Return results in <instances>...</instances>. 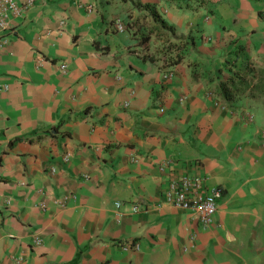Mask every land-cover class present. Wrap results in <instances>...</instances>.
Returning <instances> with one entry per match:
<instances>
[{
	"label": "crops",
	"instance_id": "1",
	"mask_svg": "<svg viewBox=\"0 0 264 264\" xmlns=\"http://www.w3.org/2000/svg\"><path fill=\"white\" fill-rule=\"evenodd\" d=\"M148 6L174 33L144 50L159 24ZM263 12L264 0H33L9 17L0 264H264V90L232 108L217 93L235 71L264 79ZM168 43L185 44L164 55ZM183 175L222 192L208 228L165 199Z\"/></svg>",
	"mask_w": 264,
	"mask_h": 264
},
{
	"label": "built area",
	"instance_id": "2",
	"mask_svg": "<svg viewBox=\"0 0 264 264\" xmlns=\"http://www.w3.org/2000/svg\"><path fill=\"white\" fill-rule=\"evenodd\" d=\"M32 6L33 0H27L23 3H20L19 0H0V29L7 27L6 22L9 17L23 16ZM115 26L118 32H124L126 29L121 22H117ZM67 68L65 63L61 65L63 72L67 71ZM243 121L246 124H251L254 118L251 114H245ZM261 135L264 138V131L261 132ZM68 158L69 155H66V159ZM169 167V165H163L161 170ZM51 171L56 172L54 168ZM205 187L202 177L183 175L179 178H170L164 193L165 199L172 206L192 211L198 217L199 224L203 228H208L214 223L217 200L221 198L222 192L219 188H212L208 193ZM39 242L40 239L36 238L35 243ZM135 248L138 249V245H135Z\"/></svg>",
	"mask_w": 264,
	"mask_h": 264
},
{
	"label": "trees",
	"instance_id": "3",
	"mask_svg": "<svg viewBox=\"0 0 264 264\" xmlns=\"http://www.w3.org/2000/svg\"><path fill=\"white\" fill-rule=\"evenodd\" d=\"M167 2L175 4L180 9H188V10H198L199 8L204 7L209 3V0H166ZM150 10V14L153 18L159 22L157 25H153V27L148 28L146 31L141 32L139 36L138 45H140L144 50L148 49V44L151 40L152 35L157 32L160 35H165V31L160 29H167L168 32L174 33V29L170 27L164 20L161 19L160 14L156 10L154 6H148ZM138 24L133 23V26H137ZM139 28L134 30V34L138 33ZM185 43H180L178 45L174 43H168L166 46L162 48L163 54H168L172 50L179 51L182 49ZM176 59L171 62V64H175L179 62L180 56L176 54ZM142 59L145 61H153L154 58L149 56L148 54L142 55ZM248 89L249 91H258L264 90V79L258 80L256 84L253 83L252 77L248 73H243L240 71H235L233 74L227 79L220 83L218 88V96L220 97L222 103H224L227 107H233V100L237 95H239L243 90ZM13 143V142H12ZM11 143V144H12Z\"/></svg>",
	"mask_w": 264,
	"mask_h": 264
}]
</instances>
